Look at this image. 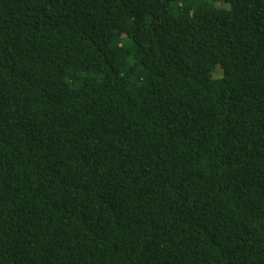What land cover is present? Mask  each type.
Returning a JSON list of instances; mask_svg holds the SVG:
<instances>
[{"label": "trees", "instance_id": "16d2710c", "mask_svg": "<svg viewBox=\"0 0 264 264\" xmlns=\"http://www.w3.org/2000/svg\"><path fill=\"white\" fill-rule=\"evenodd\" d=\"M0 264H264V0H0Z\"/></svg>", "mask_w": 264, "mask_h": 264}]
</instances>
